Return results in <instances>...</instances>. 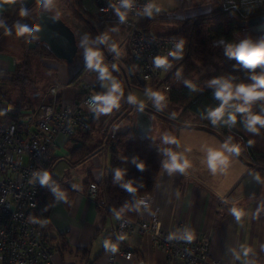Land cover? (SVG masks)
Masks as SVG:
<instances>
[{
	"label": "crops",
	"instance_id": "0c3cea01",
	"mask_svg": "<svg viewBox=\"0 0 264 264\" xmlns=\"http://www.w3.org/2000/svg\"><path fill=\"white\" fill-rule=\"evenodd\" d=\"M13 2L14 0H0V18ZM6 38L0 32V86L4 84V77H9L22 68L20 49L14 43L8 44ZM30 42L32 41L28 43ZM43 61L55 70L53 79L62 85L58 91L62 103L74 101L83 84L92 80L91 68L86 63L68 65L56 59ZM124 65L117 67L127 74L128 70ZM34 79L35 84L37 80L35 77ZM100 86L99 82L95 95L103 97L107 92L101 91ZM34 87L37 89L38 86ZM19 90L11 89L9 98L15 101L25 100L26 108H29L28 97H31L33 105L43 99L40 96L43 89L25 93L24 97L19 94ZM114 95L116 103L103 116L98 114L92 123L93 130L86 145L93 150L81 162L72 165L68 161L73 144L71 138L63 135L57 138L50 176L71 187L75 195L68 207L63 201L55 200L47 219L41 222L52 249L51 264H109L102 256L106 235L121 215L108 212L98 203L100 200L90 199L85 191L88 183L98 182L107 175L111 158L108 138L115 132L135 129L134 116L126 118L131 116L130 102L126 104L127 114L124 115L125 111L121 113L122 110L118 109L124 103V94L119 85ZM45 96L44 99L50 96L48 91ZM98 104L103 107L102 100H98ZM163 122L173 128L170 133L167 131L165 134L169 143L164 142L165 135H162L164 150L176 154L182 166L187 161L183 172L169 174L161 167L151 191L159 208L163 230L171 233L178 223H182L192 237L209 241L212 257L227 264H264V167L248 159L245 148L244 151L238 149L237 152L229 153L224 145L232 148L230 141H225L216 131L201 126L199 120L180 122L177 119H164ZM123 125L124 128L119 130ZM149 135L150 132L147 137ZM76 136L78 133L73 138ZM157 141V137H153L147 145L152 146ZM170 146L173 147L172 150ZM209 149L219 153L215 171L209 167ZM221 158L226 160L223 165L220 163ZM61 165L62 172L58 169ZM236 213H239V220ZM120 240L126 250L134 252V258L126 260L120 257L113 264H138L139 261L144 264H182L170 260L137 228L120 237ZM241 245L250 250L247 256H244ZM229 249L239 254L240 258L236 259Z\"/></svg>",
	"mask_w": 264,
	"mask_h": 264
},
{
	"label": "built area",
	"instance_id": "2783aa9c",
	"mask_svg": "<svg viewBox=\"0 0 264 264\" xmlns=\"http://www.w3.org/2000/svg\"><path fill=\"white\" fill-rule=\"evenodd\" d=\"M91 1L96 12L95 15L88 14L90 21L86 20L95 35L98 33L107 37L103 43L105 53L99 45L93 49L98 52L100 67L109 72L113 65H124V58H127L145 84L154 81L167 90V63L178 58L182 49H176L179 39L156 34L145 25L147 16L141 13L149 0H134L125 23H120L116 14L119 0ZM179 1L181 8L160 10L153 15L185 18L206 6H197L195 0ZM30 29L34 32L35 24ZM155 58L164 63L156 67ZM93 63H96L95 59ZM91 72L92 80L83 84L80 96L72 102L62 103L60 100L59 103H42L30 109L0 100V264H51L52 249L44 229L31 216V211L37 207L41 189L39 182L33 179V172L47 170L51 174L50 165L59 135L69 137L78 130L91 129L98 115L93 108L99 106L98 101L94 102L92 98L96 97L95 90L101 80L98 69L91 68ZM61 87L56 82L49 87L48 93L56 95ZM96 194L97 186L95 182H90L85 195L96 199ZM140 200L146 202L147 208L140 205L136 219L120 216L106 235L102 253L104 261L113 264L120 257L126 260L134 258V252L126 250L118 239L137 228L170 260L182 264H227L210 255L208 240L180 238L188 232L186 225L178 223L171 233L163 230L152 192L142 194ZM98 203L105 208L101 201ZM169 236L174 238L170 240ZM138 264L144 262L139 261Z\"/></svg>",
	"mask_w": 264,
	"mask_h": 264
},
{
	"label": "trees",
	"instance_id": "16d2710c",
	"mask_svg": "<svg viewBox=\"0 0 264 264\" xmlns=\"http://www.w3.org/2000/svg\"><path fill=\"white\" fill-rule=\"evenodd\" d=\"M234 2L235 3H232V0H216L212 3V9L209 11L185 18H165L155 15L151 17L147 16L145 18V25L149 28L151 22L174 19L171 21L174 29L160 35L177 38L180 42L183 41L181 55L178 58L171 59L167 63L168 73L166 78L167 82H170L169 88L167 89V101L196 115L202 124L201 126L216 131L224 140L228 133H235L238 135L244 142L248 159L264 167V127L257 125L259 129L258 133L248 131L244 124L246 113H236L227 106H224L223 116L215 125L212 124L207 115L209 110L221 107V101L215 98L214 89L208 86V82L212 78L230 77L234 84L251 83L248 79V72L242 69L235 60H230L224 55V48L221 42L236 43L245 37H251L254 40L264 37V34H254L245 26L240 25V21L244 20L246 17L249 18L263 13H251L252 10L261 6L262 0H234ZM21 9H25L21 0H14L12 5L1 15L0 21H3L4 25H6L12 16L14 17L21 12ZM36 13L30 14L28 18H24L19 24L26 25L30 29V27L36 23ZM3 28L4 27H0L1 30ZM11 31L12 35L15 36L23 46H26V50L33 53V56L40 59V61L44 59H55L52 53L37 40L34 32L29 33L30 39L28 42L32 41L30 45L26 40L28 32L23 35H17L14 26L11 28ZM77 44L78 50L72 64L78 63L82 65L85 63L84 49L80 47V41H77ZM124 61L128 67L126 76L130 87H145L146 84H144V86L139 85L137 81L138 73L134 71L130 61L127 58H124ZM205 64H209L212 70L202 76L201 79H193L191 75L199 71V67ZM111 70L112 69H109L110 73ZM256 71L259 72L260 69L257 68ZM30 72H32L31 67L30 69H26V72H14L9 77H4V84L0 86V100L9 105L19 106L13 103L9 98L11 89H20L19 94H23L24 97L25 93H27L25 83L33 85L35 81L33 78L35 74L33 77H30L28 75ZM34 72L35 71H33V73ZM177 73H179V75H177ZM114 76L124 94V101H126V98H128V90L126 85L123 84L125 83L123 74L118 75V77L114 74ZM185 81L194 84L197 90H190L189 87L186 86ZM54 83H56V80ZM53 84L49 85L48 83L47 85L50 87ZM43 93L47 95V92ZM79 96L80 93L77 94L76 98ZM59 101L58 93L53 96H47L44 100L46 103H58ZM230 103L239 102L230 101ZM27 104L30 109H35L37 107V105L35 106L32 104L31 97H28ZM250 110L254 114L264 115V101L254 102ZM229 111L235 116L234 124L225 123L228 119ZM92 130L93 126H91L90 130H78L73 135L69 136L73 143L69 150L70 158L68 161L70 164H78L92 152L93 149H90L86 145V141ZM77 133L78 136L73 138ZM108 140L111 145L110 166L107 175L100 181L95 182L97 186L96 198L102 201V204L108 212L130 219H136L139 216V212L135 207L136 202L142 194L153 191L156 179L162 167L160 162L165 157L159 154V148L145 144L144 140L139 138L136 129L133 128L115 132ZM161 153L163 154L162 151ZM133 156H138L146 163L145 171H139L136 166L131 163V158ZM124 157L129 158L128 163L124 161ZM118 167L127 169L124 178L125 181L127 179H135L138 182L143 181L145 187H138L137 184L138 190L134 193L122 189L118 184L113 182V170ZM51 181H54L56 185L65 192L66 200H63V202L67 207L70 206L75 195L73 189L53 176H51ZM55 200L56 198L47 187H41L38 192L37 207L31 211V216L37 225L41 226V222L47 219L48 213ZM119 241L121 242L120 239Z\"/></svg>",
	"mask_w": 264,
	"mask_h": 264
},
{
	"label": "clouds",
	"instance_id": "9594fccd",
	"mask_svg": "<svg viewBox=\"0 0 264 264\" xmlns=\"http://www.w3.org/2000/svg\"><path fill=\"white\" fill-rule=\"evenodd\" d=\"M134 0H119V7L116 9V14L119 18L120 23L126 22L127 13L132 10ZM123 9V11H121ZM160 9L154 5L151 0L149 3L144 5L143 11L141 14L151 17L154 12L158 13ZM27 12L25 9H21L20 15L24 16ZM0 27L5 28V34L11 35V29L7 28L4 25L3 21H0ZM17 35H23L24 33L30 32L26 25H21L17 23L14 25ZM107 40L105 35H99L95 38H92L88 33L82 35L80 39V47L84 49V58L87 66L89 68H96L100 72V79H111L106 75V68H101L99 64L98 52L93 50L94 46L102 44ZM224 48V55L230 59L235 60L237 64L244 70L248 72V79L251 81L249 84L239 83L234 84L233 80L230 77H214L208 82V86L214 89L215 98L221 101V107L209 110L207 115L211 120L212 124H217L223 116V108L227 106L229 109L234 110L236 113H246V118L244 119L245 127L248 131L253 133H258L260 127H264V115L254 114L251 112L250 107L256 101H264V37L259 39H252L251 37H245L244 39L239 40L236 43L231 42H221ZM183 47V41L176 45L177 51L181 50ZM96 60L94 64L93 61ZM161 59L155 58L154 64L156 67H160L162 64L159 63ZM115 68V65H113ZM259 68L260 71L257 72L256 69ZM179 75V73H177ZM187 87L190 90L196 91V87L189 81H185ZM107 87V86H106ZM118 90V85L115 80H111V86L108 87L107 93L103 96L93 97V101L102 100L103 107H94L93 110L100 114L102 112H107L110 106H113L116 103L114 98V93ZM150 99H153L156 107L159 108L161 101L164 99L156 92L148 91L146 93ZM110 100L111 103L106 101ZM130 103H135V98L130 94L128 97ZM230 101H238L239 103H230ZM225 123L234 124L235 116L232 115V112L229 111L228 119ZM164 142L169 143L167 135L164 136ZM225 149L229 153L237 152L238 148L232 147L229 148L227 145H224ZM159 154L166 157L162 159L160 165L169 173L176 171L183 172L184 167L187 166V161H184L183 166L178 162V157L176 154L165 150L163 154L159 149ZM219 157V153L209 149L208 151V162L209 167L215 171V162ZM125 162H129L128 157H124ZM131 163L136 166V168L143 172L146 170V163L141 160L138 156H133L131 158ZM220 163L223 165L226 163L224 158L220 159ZM127 173V169L115 168L113 170V182L118 184L122 189L127 192L134 193L138 190V187H145L143 181H136L135 179L124 180ZM33 179L38 181L41 187H47L48 190L53 194L57 201L66 200V194L62 191L54 181H51V176L47 170H40L33 172ZM259 180V177H256ZM138 184V187L136 186ZM140 205H144L147 208V204L144 200L136 202L135 207L139 209ZM236 218L239 220V213H236ZM173 236H169V239H173ZM182 239L191 241L192 234L190 232H185V234L180 237ZM115 251V249H112ZM241 250L244 256L248 255L249 249L241 245ZM236 256V259H239V254L235 253L234 250L229 249Z\"/></svg>",
	"mask_w": 264,
	"mask_h": 264
},
{
	"label": "rangeland",
	"instance_id": "374dc122",
	"mask_svg": "<svg viewBox=\"0 0 264 264\" xmlns=\"http://www.w3.org/2000/svg\"><path fill=\"white\" fill-rule=\"evenodd\" d=\"M215 1L216 0H195L194 4H196L197 6L198 5L201 6L203 4L206 5L204 8L199 10V12H195L196 15H197V13L201 14L202 12L209 11L210 9H212V3H214ZM232 3H235L234 0H232ZM153 4L156 5V7H158L161 11L177 10V9L181 8V5H182L181 1H179V0H154ZM40 9H48L54 15H57L58 17H60L75 32V34L77 36V41H80L82 35H84L85 33H88L92 38H95V33L93 31V28H92L91 24H89L86 20V19L89 20V18H90L89 15H95V12H96V8H95V6L91 0H37V2L30 9L26 10V12H27L26 15L21 16L20 13H18L14 17L12 16L11 19L9 20V22L6 23L7 28L11 29L14 25L19 23L21 20H23L24 18H28V16L30 14L36 13V11H38ZM84 9H85V11H84ZM256 12H264V0H262L261 6L259 8L251 11L252 14L256 13ZM173 20L174 19H165V20H157V21L151 22L149 24V26H150L149 29L156 34L168 33L172 29H174L173 23L171 22ZM0 32H2V34L4 36L6 35L5 34V28H3ZM29 33H31V31L28 32L27 39H26L27 42L30 39ZM6 36H7V38H6L7 43L8 44L14 43L16 45V47L18 49H20V51H21L22 68L20 71H18V73L26 72V69H28V68L30 69V67H31L32 72L28 73V75L30 77H33L34 74L36 75V76H34L37 80V82L35 84L32 85L30 83H25V88H26L27 93L29 94V93H32L33 91L37 92L38 88L43 89L41 94H40V96H42L43 99L41 97L42 101L40 103H36L35 106L42 104V103H46V102H44V100H45L44 98L46 96L43 92L48 91V88H49L48 87L49 85H47L48 83L51 84L54 82L53 78L55 75V72H54L55 70L52 67L44 64L43 60L40 61V59L33 56V53L28 52L26 50V46H23L17 40V38L15 36H13L12 34L6 35ZM121 52L123 54L125 53L124 51H121ZM124 67L126 68L127 65H124ZM127 70H128V67H127ZM198 70L199 71L194 72L191 75V77L193 79H201L202 76H204L207 72L212 70V67L209 64H205V65H201ZM33 71H35V72L33 73ZM112 73H114L117 77L120 74L122 75L120 69H118L117 66H115V68H112L111 73L110 72L106 73V75L109 76L111 79L100 80V83H101L100 90L101 91L107 92L108 87L111 86V80L116 81V77ZM116 83H117V81H116ZM123 84L126 85L125 83H123ZM168 84L170 85V82H168ZM34 85L38 86L37 89L34 87ZM16 91H17V88H16ZM148 91L156 92L164 98L161 101L159 108L156 107L154 100L150 99L148 97V95L146 94ZM167 91L168 90H165L164 88L160 87L158 85V83H156L154 81L146 82L145 87L132 86L130 94L135 98L136 102L129 104V108L131 110V116L130 115L126 116V118H129L132 116L135 117L134 108L136 107L135 105H137V104H148V102H150L149 104L154 109L157 108L156 109L157 114H154L152 117L154 119L153 120L154 126L150 130V135L144 139V143L148 144L153 137H157L158 141L152 146L158 147L160 150H164V147H163L164 145H162L163 141H161L162 135L167 134V131H168V133H170L171 129H173L167 123L163 122L164 119H165V121L166 120H172L173 121V119H177L180 122H182L183 120H185V122H190V121L194 122V121L199 120L197 118V116L192 114L191 112H189L187 110H183L181 107L175 106V105L171 104L170 102H168L166 99L167 98ZM130 94L128 92V97ZM12 101H13V103L18 104L21 107H26L25 100H22V101L12 100ZM128 102H129L128 98H126V101H124V103H121V105L118 106V109L120 111L122 110L121 113H123L125 111L124 115L128 113V111H127L128 105H126ZM103 106H104V104H103ZM103 113L104 112L101 113V116L104 115ZM122 128H124V125L120 126L119 130H122ZM226 135H227V137L225 140L227 142L230 141L231 146L238 148L241 151H244L243 149L245 147H244V142H243L242 138H240L235 133H228ZM170 148L172 150L173 147L170 146ZM58 169L60 172H62V165L60 167H58ZM77 173H79L78 170H77ZM77 173L75 175V178H76V181L78 182V178H77L78 174ZM64 176H65L64 178H67V175H64Z\"/></svg>",
	"mask_w": 264,
	"mask_h": 264
},
{
	"label": "water",
	"instance_id": "95a60500",
	"mask_svg": "<svg viewBox=\"0 0 264 264\" xmlns=\"http://www.w3.org/2000/svg\"><path fill=\"white\" fill-rule=\"evenodd\" d=\"M25 10L30 9L37 0H21ZM34 35L58 61L65 64H72L77 54L78 44L75 32L57 15L48 9H40L36 13ZM241 26H245L250 32L264 34V12L240 21ZM99 36L98 33L95 35ZM105 53L103 43L98 44ZM119 66V65H118ZM124 81L129 94L131 87L128 83L125 71L121 68ZM139 85L144 86V81L137 76ZM134 108V124L140 139H145L153 127V115L157 110L148 104H137ZM159 115V114H158Z\"/></svg>",
	"mask_w": 264,
	"mask_h": 264
},
{
	"label": "snow or ice",
	"instance_id": "6c2138e0",
	"mask_svg": "<svg viewBox=\"0 0 264 264\" xmlns=\"http://www.w3.org/2000/svg\"><path fill=\"white\" fill-rule=\"evenodd\" d=\"M159 63L163 64V63H164V61H163V60H161V61H159ZM106 102H108V103H111V101H110V100H108V101H106Z\"/></svg>",
	"mask_w": 264,
	"mask_h": 264
}]
</instances>
